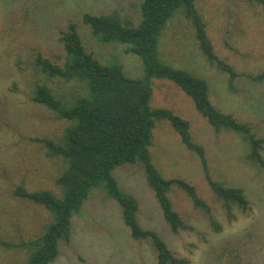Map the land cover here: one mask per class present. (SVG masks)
Here are the masks:
<instances>
[{"label":"rangeland","instance_id":"rangeland-1","mask_svg":"<svg viewBox=\"0 0 264 264\" xmlns=\"http://www.w3.org/2000/svg\"><path fill=\"white\" fill-rule=\"evenodd\" d=\"M142 1L0 0V264H25L29 250L20 242L39 237L53 220L49 209L16 195V188L51 189L60 195L56 179L64 164L38 139L60 140L70 121L33 99L36 85L47 83L71 94L81 91L75 81L41 74L34 64L37 53L61 63V32L76 22L87 51L104 63H120L131 77H142L144 67L138 55L125 52V44L100 42L82 22L86 12L117 10L137 24ZM196 5L216 54L240 74L235 87L230 86L229 75L204 56L191 21L181 11L161 36L162 59L205 78L212 102L264 138V81L249 77L264 72V5L247 0H196ZM152 87L151 106L190 121L212 177L241 187L249 206L245 211L235 206L229 217L208 185L199 156L185 146L167 119H157L150 146L153 161L164 177L183 178L195 185L221 228L217 231L206 212L175 187L169 193L174 208L193 229L172 231L148 186L143 164L136 162L118 167L114 176L137 199L140 223L157 231L177 256L189 258L192 264H264V167L248 158L250 147L241 134L217 131L176 83L153 77ZM52 264H157V257L149 240L131 235L118 203L97 189L74 215L71 240L61 241Z\"/></svg>","mask_w":264,"mask_h":264},{"label":"trees","instance_id":"trees-1","mask_svg":"<svg viewBox=\"0 0 264 264\" xmlns=\"http://www.w3.org/2000/svg\"><path fill=\"white\" fill-rule=\"evenodd\" d=\"M247 1L264 5V0ZM180 11L191 21L204 56L227 73L230 86L235 87L240 74L216 54L196 0H143L137 24L132 19L123 18L117 10L101 14L84 13L82 22L100 42L125 44V52L141 58L144 67L142 77H131L120 63H104L87 51L76 22H71L61 32L64 48L61 63L37 53L34 64L41 74L65 82L75 81L81 91L71 94L55 90L47 83L36 85L33 99L70 124L58 141L38 139L47 146L50 155L59 157L64 164L56 179L60 195L51 189L30 191L22 185L15 190L16 195L42 204L53 214V220L39 237L20 242L29 250L25 264H52L58 258L61 241L68 243L71 240L74 215L81 212L85 201L97 189L104 190L118 203L123 221L135 239L151 242L157 264H192L189 258L177 256L157 231L142 226L137 215V199L123 190L114 176L118 167L142 163L148 186L154 191L172 231L178 233L193 229L174 208L169 193L175 187L183 190L196 208L205 211L216 230H220L211 206L200 196L196 186L183 178L164 177L153 161L150 146L157 119H167L185 146L199 156L208 185L221 200L229 217H233L235 206L244 211L248 209L249 201L241 187L212 177L205 149L194 140L190 121L169 109L151 106L152 78L173 81L193 99L196 109L217 131L225 129L241 134L250 147L248 158L264 167V138L252 132L250 124L239 121L212 102L205 78L176 68L162 59L159 50L161 36L168 22ZM249 77L261 82L264 81V72Z\"/></svg>","mask_w":264,"mask_h":264}]
</instances>
